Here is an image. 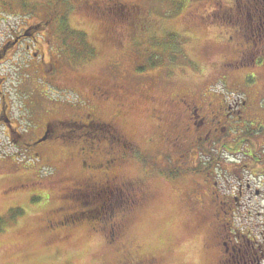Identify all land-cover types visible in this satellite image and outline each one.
<instances>
[{
  "label": "flooded vegetation",
  "instance_id": "obj_1",
  "mask_svg": "<svg viewBox=\"0 0 264 264\" xmlns=\"http://www.w3.org/2000/svg\"><path fill=\"white\" fill-rule=\"evenodd\" d=\"M145 1L33 2L32 9L41 12L38 20H22L24 25L17 22L15 29L9 26L0 32V135L14 146L12 153L0 156V164L10 165L18 158L40 162L29 180L36 175L32 182H37L45 169L57 183L59 165L48 164L52 151L62 143L71 148L69 160L77 158L83 175L74 178L62 202L86 196L96 202V211L71 201L72 209L59 205L48 211L47 227L53 234L85 223L102 233L108 244L119 239L127 217L145 200L150 176L168 183L191 182L194 187L185 193L182 205L210 220L207 245L216 253L215 264H264V0H210L212 7L202 0H184L185 7L192 1L203 6L196 13L199 27L206 30L207 50L217 49L219 59L209 55L207 63H197L196 91L189 88L150 108L166 164L159 165L158 157L154 170L139 167L137 177L122 176L120 168L129 160L145 159L146 151L125 137L116 119L103 116L107 103L114 101L116 113H121V86L81 82L83 94L75 91L82 101L76 104L47 95L48 100L35 102L30 94L13 102L12 87H5L12 75H36L45 94L49 87L63 91L55 85L59 78L83 70L119 39L122 44L123 28L131 26L138 33L149 26L151 9ZM71 9L93 19L96 32L63 37L70 27L65 15ZM218 85L220 90H215ZM26 172L31 170L3 176L14 179L10 191L28 184ZM98 215L101 224L92 220ZM130 254L123 251L120 264L141 262ZM152 260L150 264H157Z\"/></svg>",
  "mask_w": 264,
  "mask_h": 264
},
{
  "label": "rangeland",
  "instance_id": "obj_2",
  "mask_svg": "<svg viewBox=\"0 0 264 264\" xmlns=\"http://www.w3.org/2000/svg\"><path fill=\"white\" fill-rule=\"evenodd\" d=\"M38 1L43 0H0V32L7 31L9 26L15 29L17 22L24 25L20 22L22 20H38L40 10L34 11L31 7L33 2L39 4ZM202 1L206 3L204 6L213 4L210 0ZM184 2L145 1L144 6L151 9L148 13L149 26L138 33L131 26L123 28L122 44L119 39L115 46L91 58L83 70L79 68L65 72L59 78L55 85L63 91L57 92L49 87L45 94V86L40 84L36 75H12L5 83L6 88L12 87L10 98L16 102L23 99L24 94H30L35 102H43L48 100L47 95L76 104L82 101V96L75 91L83 94L79 87L81 82L100 80L119 85L123 91L121 113H116L114 101L107 103L103 116L116 119L125 137L146 151V158L138 160V163L129 160L123 164L120 168L122 176L137 177L139 167L142 171L154 170L158 157L159 165L166 164L161 159L164 144L154 129L150 108L189 88L196 91L200 87L199 80L195 79L197 63H207L209 55L214 61L219 59L217 49L212 53L207 50L206 30L199 27L200 19L196 13L202 11L203 6L192 1V5L185 7ZM78 13L71 9L65 15L70 27L63 37H87V34L90 36L96 32L97 23ZM190 23L195 25L187 27ZM75 27L86 28L88 32L83 34L72 30ZM169 33L177 34V37ZM190 71L192 75L188 74ZM214 88L220 90L219 85ZM13 151L14 146L7 136L0 135V156H7ZM70 152L73 150L63 143L57 144L52 151V161L48 164L59 165L57 183L54 177L46 176L48 172L45 169L41 171L44 177L38 179L41 182H32L36 175L29 180L40 162L32 164L27 158H18L10 165L0 164V202L7 207V213L0 218V264H120L123 251L125 255H137L142 262L139 264H150L152 259L157 264L216 263V253L207 245L210 220L187 212L182 205L185 193L194 187L191 182L168 183L150 176L145 181V200L127 217L114 244H108L102 233L85 223L50 234L47 219L48 211L52 208L59 205L71 208L74 206L72 201L83 203L93 213L96 211V202L89 201L86 196L80 195L76 201L68 199L62 202L74 178L83 175L77 158L69 160ZM25 169L31 170L25 173L28 184L10 191L14 179L3 176L12 170ZM41 193L46 200L41 199L44 198ZM92 220L97 224L102 222L99 215Z\"/></svg>",
  "mask_w": 264,
  "mask_h": 264
},
{
  "label": "snow or ice",
  "instance_id": "obj_3",
  "mask_svg": "<svg viewBox=\"0 0 264 264\" xmlns=\"http://www.w3.org/2000/svg\"><path fill=\"white\" fill-rule=\"evenodd\" d=\"M12 207H15L14 205ZM7 213V207L4 206L3 202H0V218L4 217Z\"/></svg>",
  "mask_w": 264,
  "mask_h": 264
},
{
  "label": "trees",
  "instance_id": "obj_4",
  "mask_svg": "<svg viewBox=\"0 0 264 264\" xmlns=\"http://www.w3.org/2000/svg\"><path fill=\"white\" fill-rule=\"evenodd\" d=\"M169 35H170V36L173 35V36L177 37V36H176L177 34L169 33Z\"/></svg>",
  "mask_w": 264,
  "mask_h": 264
}]
</instances>
